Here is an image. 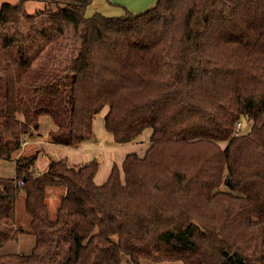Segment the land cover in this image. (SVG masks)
Listing matches in <instances>:
<instances>
[{
  "label": "trees",
  "instance_id": "1",
  "mask_svg": "<svg viewBox=\"0 0 264 264\" xmlns=\"http://www.w3.org/2000/svg\"><path fill=\"white\" fill-rule=\"evenodd\" d=\"M92 1L0 6V160L16 165L15 177L0 176V247L35 237L30 254L0 264H264V0H158L139 14L86 16ZM36 2L47 25L28 36L14 17ZM106 31L122 53L107 44L94 67ZM41 40L77 48L45 61ZM105 107L117 143L152 129L145 154H127L106 182L95 181L96 159L51 160L40 173L39 150L16 157L43 137L46 116L50 143L92 141ZM49 187L66 188L55 220ZM20 190L27 230L15 221Z\"/></svg>",
  "mask_w": 264,
  "mask_h": 264
},
{
  "label": "rangeland",
  "instance_id": "2",
  "mask_svg": "<svg viewBox=\"0 0 264 264\" xmlns=\"http://www.w3.org/2000/svg\"><path fill=\"white\" fill-rule=\"evenodd\" d=\"M4 1L18 4V0H0V6ZM158 0H93L86 8V16H92L96 12H100L106 16H120L123 15L126 10L135 14L142 13L149 8L156 5ZM45 7L41 3L26 4L27 13L23 12L24 8H20L19 12L15 15L14 25L20 29H23L24 33L28 36L32 35L36 29H43L47 25L48 16L40 14L38 11L43 10ZM37 47V52L40 56L48 61V57L54 55L58 56L63 61L70 60L73 50L77 48V42L68 40L67 47L63 51L52 50V45L47 44L41 40ZM113 43L115 48L114 55L121 54L122 49L117 44L114 34L106 31L104 39L95 41L92 50L90 52V60L93 63L92 66L99 67L100 57L104 47L107 44ZM65 45V46H66ZM60 64V63H59ZM108 111V107H105L100 113L95 116L94 119V133L95 138L92 141L82 143L78 147L62 146L45 142V135L36 139H30L22 148L16 153V157L20 155H28L37 150L40 151V155L37 159L35 170L37 172H45L48 169L51 160L65 159L70 165H78V163H86L91 160H97L99 162L98 173L96 174L95 181L98 184H102L107 181L111 170L115 164L120 168L125 160L127 154L136 152L143 156L150 146L152 129L147 128L136 140L129 143H117L115 142L111 133H109L105 127V114ZM243 130H246L249 126V122H242ZM42 133L45 134L46 130L53 128L52 120L46 116L42 119ZM49 128V129H48ZM0 176L1 177H15L16 165L15 158L13 159H1L0 160ZM65 187H49L47 189V204L50 210L51 219L55 220L58 214V208L60 206L61 198L65 194ZM15 221L16 225L23 227L26 230L30 227V217L25 209V192L20 190L16 199L15 205ZM117 239V238H114ZM35 245V237L28 233H22L17 240L11 241L4 246L0 247V255L12 252H19L24 254H30ZM158 264H184L181 261L164 262Z\"/></svg>",
  "mask_w": 264,
  "mask_h": 264
},
{
  "label": "crops",
  "instance_id": "3",
  "mask_svg": "<svg viewBox=\"0 0 264 264\" xmlns=\"http://www.w3.org/2000/svg\"><path fill=\"white\" fill-rule=\"evenodd\" d=\"M49 129V128H48ZM49 132H50V130H46V132H45V142H47V143H50V136H49ZM78 164H81V163H78Z\"/></svg>",
  "mask_w": 264,
  "mask_h": 264
},
{
  "label": "built area",
  "instance_id": "4",
  "mask_svg": "<svg viewBox=\"0 0 264 264\" xmlns=\"http://www.w3.org/2000/svg\"><path fill=\"white\" fill-rule=\"evenodd\" d=\"M242 131H243V124L242 123H238L237 132H242Z\"/></svg>",
  "mask_w": 264,
  "mask_h": 264
}]
</instances>
